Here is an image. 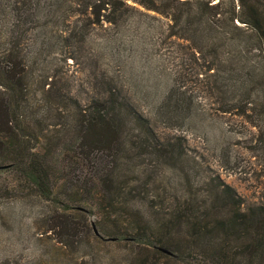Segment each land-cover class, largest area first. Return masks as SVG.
<instances>
[{
	"label": "trees",
	"instance_id": "trees-1",
	"mask_svg": "<svg viewBox=\"0 0 264 264\" xmlns=\"http://www.w3.org/2000/svg\"><path fill=\"white\" fill-rule=\"evenodd\" d=\"M55 1L60 0H0V168L14 166L46 198H53L57 185L64 186L66 197H54L62 207L50 227L55 238L72 249L83 243L82 236L91 232L86 213L91 210L90 200L110 211L126 203L130 213L139 216H148L144 207L149 205L159 219V238L152 239L143 227L118 224L117 217H107L104 223H111L109 227L96 220V235L143 244L147 257L138 258L145 264L151 252L177 260L195 256L198 264H264V202L245 205L236 189L218 175L198 181L211 184L201 199L197 194L192 205L173 210L155 208L153 197L138 198L140 187L133 192L134 176L141 179L146 172L139 160L142 155L155 153L162 163L177 165L186 145L181 135L162 136L152 118L136 108L112 77L103 79L102 93L87 101L78 98L68 83L46 82L42 98L35 97L30 105L26 96L33 85L28 70L32 52L25 51L23 41ZM75 2L97 20L114 23L135 8L133 2L164 15L170 21L169 35L188 40L193 58L205 66L204 73L219 79L222 111L236 110L249 120L252 113L264 114V0ZM169 80L156 111L181 109L189 114L192 100L174 98ZM38 101L47 103L42 116L53 118L48 125H59V129L48 126L53 133L46 135L45 145L36 147L28 143L25 131L38 114ZM56 157L62 160L60 166ZM191 169L184 174L189 176ZM146 183L142 180L140 186ZM177 232L188 240L186 244L176 239Z\"/></svg>",
	"mask_w": 264,
	"mask_h": 264
},
{
	"label": "rangeland",
	"instance_id": "rangeland-1",
	"mask_svg": "<svg viewBox=\"0 0 264 264\" xmlns=\"http://www.w3.org/2000/svg\"><path fill=\"white\" fill-rule=\"evenodd\" d=\"M75 1H55L50 12L44 9L48 14L23 41L25 51L33 54L28 66L33 85L26 96L30 105L35 97L42 98L46 82H57V86L68 83L78 98L87 101L102 93L103 79L112 77L122 84L136 108L152 118L162 136L181 135L186 145L177 165L162 163L155 153L139 158L146 172L141 179L135 175L130 183L133 192L142 189L138 198L153 197L155 208L161 211L186 207L193 204L194 196L201 199L211 187L198 181L218 175L236 189L245 205L264 202V114L252 113L249 120L236 110L222 111L219 79L204 73L205 66L193 58L188 40L169 35L170 21L164 15L133 2L135 8L126 10L114 23L97 20L89 11L79 9ZM66 55L71 56L65 59ZM169 78L174 98L192 100L194 108L189 114L181 109L163 114L156 111ZM35 107L38 114L25 133L28 143L38 147L46 144V135L59 125H48L53 118L42 116L46 102L38 101ZM55 162L62 164L57 157ZM189 168L194 171L188 176L184 173ZM142 180H147L145 186H140ZM65 190L59 184L53 198H46L14 166L0 168V264H145L138 258L147 257L143 244L97 236L94 228L96 220L103 224L109 221L107 217H117L118 224L143 227L157 239L161 230L155 209L147 205L144 210L148 216H139L131 214L126 203L110 211L90 200L91 210L86 213L91 232L87 230L83 243L72 249L59 242L50 228L54 216L62 211L54 197H66ZM176 239L188 242L178 232ZM150 254L147 264H198L195 256L177 260Z\"/></svg>",
	"mask_w": 264,
	"mask_h": 264
},
{
	"label": "water",
	"instance_id": "water-1",
	"mask_svg": "<svg viewBox=\"0 0 264 264\" xmlns=\"http://www.w3.org/2000/svg\"><path fill=\"white\" fill-rule=\"evenodd\" d=\"M94 229H95V232L98 233L97 229H96V228H94ZM164 250H165V249H164ZM165 251H167V250H165ZM167 252H168V251H167Z\"/></svg>",
	"mask_w": 264,
	"mask_h": 264
}]
</instances>
